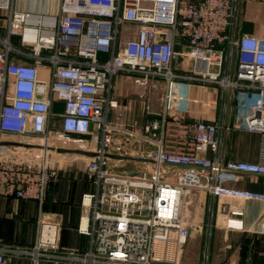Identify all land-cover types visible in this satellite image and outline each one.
<instances>
[{"label": "built area", "instance_id": "obj_1", "mask_svg": "<svg viewBox=\"0 0 264 264\" xmlns=\"http://www.w3.org/2000/svg\"><path fill=\"white\" fill-rule=\"evenodd\" d=\"M246 1L264 2L60 0L58 13L47 14L0 0V142L11 134L42 139L47 147L53 108L61 101L57 137L67 143L90 135L100 144L88 165L96 192L81 201L90 213V225L79 229L90 237L85 253L63 249L60 225L44 216L47 195L59 181L48 151L42 161L0 155V190L39 204L33 244L0 241V264H181L191 227L186 197L195 190L213 197L230 192L222 183L234 173L264 176V37L241 33ZM179 58L186 70L176 68ZM116 76L145 88L164 86L160 111L146 108L141 131L109 120L118 109ZM188 85L219 89L223 112L238 93L255 97L244 129L262 137L258 162L223 160V118L189 123L182 107L175 113ZM106 153L154 163L135 161L145 166L121 170Z\"/></svg>", "mask_w": 264, "mask_h": 264}, {"label": "crops", "instance_id": "obj_2", "mask_svg": "<svg viewBox=\"0 0 264 264\" xmlns=\"http://www.w3.org/2000/svg\"><path fill=\"white\" fill-rule=\"evenodd\" d=\"M15 7L20 11L56 14L59 5L52 6L50 0H14ZM5 15L0 12V30L4 25ZM136 33V28H133ZM245 33L253 34L252 29ZM186 70L187 65L176 67ZM43 75L46 69H41ZM124 79L121 76L113 78L112 95L120 94L123 90ZM219 89L210 86L188 85L184 88L183 103L175 105V113L179 115L180 106L183 117L189 123L196 121L214 122L224 119L223 160L236 162H258L262 148V137L258 133L244 129V119L250 112L254 96L238 93L227 99V110L223 112L219 104ZM115 98V97H114ZM130 106V107H129ZM125 106L127 123H120L128 128L141 131L145 121L144 109L141 106ZM56 120L52 119L51 127L56 133L61 131V119L58 116L64 111L61 101L53 108ZM54 117V116H53ZM117 110L110 112L109 120L116 123ZM54 123V124H53ZM82 139V146L72 147L96 152L100 144L94 142L90 135H74ZM17 135L2 134L1 141L18 142ZM23 143V142H19ZM26 144V143H24ZM30 144V143H29ZM6 159H29L42 161L44 153L38 148H24L6 146ZM42 151L36 155L21 154L17 150ZM53 148L71 149L70 146H56ZM2 155V156H3ZM35 156V158L33 157ZM90 158L78 154H61L54 150L48 151L47 163L59 174V181L53 184L43 206L44 216L56 221L60 227V246L63 249L85 253L90 248V237L82 234L80 228L90 225L89 210L81 205L82 197L86 193L96 192L95 178L88 170ZM132 161H121V170L129 167ZM135 162V161H134ZM137 163V162H136ZM140 164V163H139ZM143 165V164H142ZM130 169H129V168ZM139 169L143 166H137ZM136 167V168H137ZM230 192L213 197L207 190L192 191L190 201L195 206V213H185L184 216L191 223L190 241L184 250V264H204V253L208 252V264H264V176L247 173H234L230 179L222 183ZM39 216V204L32 200L7 195L5 189L0 190V239L4 244L15 246H30L33 244ZM199 227L196 233L193 227ZM199 234L198 236H196ZM196 236V237H195ZM201 237L199 262H193L194 240ZM192 238V239H191ZM188 255V256H187ZM190 257V259L188 258ZM188 258V259H187ZM192 261V262H191Z\"/></svg>", "mask_w": 264, "mask_h": 264}, {"label": "rangeland", "instance_id": "obj_3", "mask_svg": "<svg viewBox=\"0 0 264 264\" xmlns=\"http://www.w3.org/2000/svg\"><path fill=\"white\" fill-rule=\"evenodd\" d=\"M52 6H56L60 3V0H50ZM17 10H19V8L17 7ZM241 33H245L246 31H248L249 29H252V31L254 32V35L260 36V37H264V2H257V1H246L243 2V6H242V13H241ZM123 30V29H122ZM178 65H182V68L185 67L186 62L184 61V63H182V59L179 58L178 62H177V66ZM188 66H190V63H188ZM212 71H215V68L211 69ZM124 79V85H123V90L120 92V94H116L114 97L116 99V101L118 102V109H117V117L116 120L118 118V121L116 123H127V121L129 120V118L125 115V106H129L130 104L133 106H136V108L138 109V106H141L142 109H144V111H146L147 107H150V109H152V111L154 112H159L161 109V104L163 102V97H164V86L162 87H158L157 88H145L142 86H138L136 84H134V82L132 81V79H130L127 76H121ZM125 107V108H124ZM130 107V106H129ZM145 114V112H144ZM54 122L56 120V117L54 116ZM54 124V123H53ZM129 125V124H128ZM13 139H15L18 142H23V143H30L33 145H39L42 147H45V143L42 139L39 138H31V137H14ZM3 140V139H1ZM184 141L188 142L189 139L188 137H186V139H184ZM49 147H56V146H70L71 149H73L74 147H80L82 146V143L79 142V139L76 138L75 136L72 137V140L67 142V143H63L56 135V130L55 128L51 127V135L49 138V143H48ZM73 147V148H72ZM40 149V148H38ZM42 150V149H41ZM1 153H4L6 150L4 147L0 148ZM18 152H20L21 154H38L41 153L42 151H35V150H25L20 148L19 150H17ZM3 155V154H2ZM1 157L3 159H6L4 157V155ZM35 158V156H33ZM129 168L131 170V172H135L137 170H139V168L137 166L142 164H137L134 161L130 162ZM145 166V165H144ZM137 167V168H136ZM198 193V191H197ZM193 196V195H192ZM191 196V197H192ZM190 195H188L185 199V203H184V211L185 213H189L192 215V217L194 216L195 213V206L193 207L192 203L189 202L190 201ZM193 198V197H192ZM194 233H196L197 229H200L199 227L195 226L192 228ZM198 232V230H197ZM199 233V232H198ZM199 234H197L196 236H198ZM195 236V237H196ZM192 239V238H191ZM192 240H194L193 244H194V257L192 258L193 262H199V251L201 250V240L202 238L199 236L198 239L193 238ZM190 241V239H189ZM189 241L187 243V245L189 244ZM185 250V248H184ZM199 253V254H196ZM184 255V253H183ZM188 256V255H187ZM190 259V257H188ZM187 258V259H188ZM192 262V261H191ZM181 264H184V258L181 261Z\"/></svg>", "mask_w": 264, "mask_h": 264}, {"label": "water", "instance_id": "obj_4", "mask_svg": "<svg viewBox=\"0 0 264 264\" xmlns=\"http://www.w3.org/2000/svg\"><path fill=\"white\" fill-rule=\"evenodd\" d=\"M226 139V138H225ZM226 143V140H225ZM6 146H12V147H24V148H40L44 151H51L54 150L57 153H61V154H78V155H83L89 158H96L99 153L97 152H90V151H86L83 149H66V148H52V147H42L39 145H33V144H29V143H19V142H9V141H1L0 142V147H6ZM105 156L111 160H115V161H137V162H148V163H154V161L152 160H147V159H143V158H136V157H130V156H126V155H117V154H112V153H106ZM180 168L186 169L189 168L188 166H179ZM206 183V181L204 182Z\"/></svg>", "mask_w": 264, "mask_h": 264}, {"label": "trees", "instance_id": "obj_5", "mask_svg": "<svg viewBox=\"0 0 264 264\" xmlns=\"http://www.w3.org/2000/svg\"><path fill=\"white\" fill-rule=\"evenodd\" d=\"M14 44L15 45H17L18 44V41L16 40V39H14ZM45 203H46V201H45ZM45 203H44V207H45ZM0 241H1V239H0ZM2 242V241H1ZM3 243V242H2ZM15 246H19V245H15ZM19 247H24V246H19Z\"/></svg>", "mask_w": 264, "mask_h": 264}]
</instances>
